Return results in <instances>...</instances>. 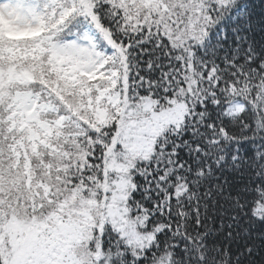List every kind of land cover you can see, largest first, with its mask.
Segmentation results:
<instances>
[{"label":"snow or ice","instance_id":"obj_1","mask_svg":"<svg viewBox=\"0 0 264 264\" xmlns=\"http://www.w3.org/2000/svg\"><path fill=\"white\" fill-rule=\"evenodd\" d=\"M0 264H264V0H0Z\"/></svg>","mask_w":264,"mask_h":264}]
</instances>
